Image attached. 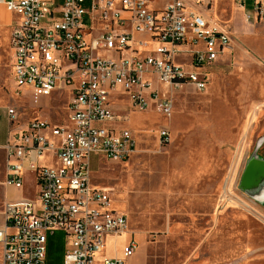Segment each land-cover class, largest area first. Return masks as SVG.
I'll return each mask as SVG.
<instances>
[{
    "label": "built area",
    "instance_id": "2783aa9c",
    "mask_svg": "<svg viewBox=\"0 0 264 264\" xmlns=\"http://www.w3.org/2000/svg\"><path fill=\"white\" fill-rule=\"evenodd\" d=\"M154 1L0 0L18 16L11 36V74L18 89L30 88L36 101L60 89L72 95L66 124L34 118L18 133L13 128L3 145L6 183L22 188L25 172L32 171L38 184L37 200L5 205L3 264H46L49 238L58 231L65 239L63 264H125L139 249L130 232L120 256H97L130 223L110 194L92 183V156L123 162L137 148L135 133L114 125L125 117L113 112L111 95L127 93L134 109L154 103L170 117L173 90L207 89L211 67L232 47L231 36L204 11L213 0H170L153 7ZM238 1L242 7L249 3L247 17H264V0ZM182 53L188 65L175 60ZM8 118L11 127L19 123L15 108H8ZM158 136L167 143L169 129L160 128ZM49 152L57 164L40 162Z\"/></svg>",
    "mask_w": 264,
    "mask_h": 264
},
{
    "label": "rangeland",
    "instance_id": "374dc122",
    "mask_svg": "<svg viewBox=\"0 0 264 264\" xmlns=\"http://www.w3.org/2000/svg\"><path fill=\"white\" fill-rule=\"evenodd\" d=\"M249 6L213 0L211 19L231 36V50L211 67L207 89L173 90L170 117L116 104L130 115L125 126L135 132L137 148L123 162L99 161L103 157L94 154L91 179L107 188L130 224L99 258L120 256L133 232L139 249L125 264H264V201L241 187L250 162H264V17H247ZM175 60L187 63L189 57ZM7 95L24 120L65 119L66 94H53L39 108L30 93L14 97L10 81ZM164 127L167 143L158 136ZM23 187V198L37 200L34 174ZM54 243L59 246V239Z\"/></svg>",
    "mask_w": 264,
    "mask_h": 264
},
{
    "label": "crops",
    "instance_id": "0c3cea01",
    "mask_svg": "<svg viewBox=\"0 0 264 264\" xmlns=\"http://www.w3.org/2000/svg\"><path fill=\"white\" fill-rule=\"evenodd\" d=\"M168 1H170V0H155L152 3V6L153 7L154 6H163ZM212 4H213V2H212ZM210 9H211V7L208 10H204L206 15H210V12H209ZM213 12H215V11H213ZM17 21H18V16L16 14H14L13 12H11L9 9H7V7L4 4L0 3V228L3 227L5 224L4 208H5L6 203L8 201L22 199L24 196V189H23L24 187L17 188V187L8 185L6 183L7 153H6L5 149L3 148V145L6 144L10 139V136H11L10 131L14 128L13 132L18 133V131L20 129H22L26 126V123L28 122V120H31L34 118H40V119L47 120V121L51 122L50 117L47 115H43V116L42 115H40V116L35 115L33 117H28L26 120H24L21 117V116H23V115H21L22 113L18 112V108H16L12 103H10V101L8 99L7 91H8V87L10 86V81H12V84H13V96L14 97L19 99V97H21L24 93L25 94L30 93L35 105L39 108H42L43 105H45V99L51 98L53 94H55V93H58L60 95L66 94L68 99L66 102L67 112H66L65 119L57 120L55 122H51L55 125H63V124H66L68 122V114H69L68 102L72 96L68 89H60V90L55 91L51 96L40 97L36 101L35 97H34V93L30 88L23 87L21 89H18L17 84H16V82L13 79V76L11 74V67H12V63H13V51H12V47H11V36H12L14 25ZM138 36L140 38H148V35H138ZM152 45H156V43L152 42ZM101 54L103 56H106L109 53H107L106 51H102ZM179 63L184 64V65H188L189 61L187 63L186 62H184V63L179 62ZM149 78H151L154 82V85L156 87H158L162 93H164V87L161 85V83L158 80H156L155 77H149ZM125 96H126V98H125ZM121 101L128 102L129 107L131 109H134L131 106V103H130V100H129L127 93L114 92L110 98L111 108L115 114L125 117L124 121L116 122V123H114V125L119 126V127H125V128L130 129L131 131H133L130 128V126H125V125H128V122L130 121V115L129 114H122V112H121L122 109H120L119 107L116 106V104L118 102H121ZM9 107L15 108L17 113H18L19 123L17 125H15L14 127H11V124L9 122V118H8V108ZM137 110H139V109H137ZM149 110L157 112L154 103H151V106L145 111H149ZM159 114L162 115L161 113H159ZM124 123H127V124H124ZM96 159H98L99 161H107L101 157H97ZM40 162L42 164H48V165L57 164L56 157L52 152H49L45 156L41 157ZM30 174L35 175V173L32 171H26L25 172L26 177L24 176V180H25V178H28L30 176ZM35 178H36V175H35ZM101 188H103L107 191V188H105V187H101ZM107 192L109 193V191H107ZM114 207H115V205H114ZM116 209L118 210V208H116ZM129 223H130V221H129ZM58 232H62V231H58ZM121 236H124V233L121 235H114L111 238H114V237L120 238ZM63 237H64V233H63ZM124 244H125V242H124ZM64 245H65V239H64ZM64 254H65V247H64ZM63 259H64V257H63ZM0 264H3L1 244H0Z\"/></svg>",
    "mask_w": 264,
    "mask_h": 264
},
{
    "label": "bare ground",
    "instance_id": "6f19581e",
    "mask_svg": "<svg viewBox=\"0 0 264 264\" xmlns=\"http://www.w3.org/2000/svg\"><path fill=\"white\" fill-rule=\"evenodd\" d=\"M260 185L264 186V162L253 159L242 178L241 187L252 198L264 201V188H260ZM127 232L129 229L124 234Z\"/></svg>",
    "mask_w": 264,
    "mask_h": 264
},
{
    "label": "trees",
    "instance_id": "16d2710c",
    "mask_svg": "<svg viewBox=\"0 0 264 264\" xmlns=\"http://www.w3.org/2000/svg\"><path fill=\"white\" fill-rule=\"evenodd\" d=\"M54 239H59V246L54 243ZM64 237L62 232H56L49 238L47 264H63L64 257ZM58 247V248H57Z\"/></svg>",
    "mask_w": 264,
    "mask_h": 264
}]
</instances>
